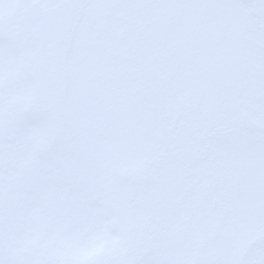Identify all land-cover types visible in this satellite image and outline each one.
Masks as SVG:
<instances>
[{"label":"snow or ice","instance_id":"6c2138e0","mask_svg":"<svg viewBox=\"0 0 264 264\" xmlns=\"http://www.w3.org/2000/svg\"><path fill=\"white\" fill-rule=\"evenodd\" d=\"M0 264H264V0H0Z\"/></svg>","mask_w":264,"mask_h":264}]
</instances>
